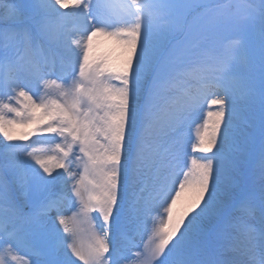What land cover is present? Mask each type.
<instances>
[{"label": "snow or ice", "instance_id": "1", "mask_svg": "<svg viewBox=\"0 0 264 264\" xmlns=\"http://www.w3.org/2000/svg\"><path fill=\"white\" fill-rule=\"evenodd\" d=\"M78 262L264 264V0L0 14V264Z\"/></svg>", "mask_w": 264, "mask_h": 264}, {"label": "rangeland", "instance_id": "2", "mask_svg": "<svg viewBox=\"0 0 264 264\" xmlns=\"http://www.w3.org/2000/svg\"><path fill=\"white\" fill-rule=\"evenodd\" d=\"M11 3H12V0H0V14H3L5 12H7L9 9H10V6H11ZM230 35V38L232 39H241L243 40L244 42V45L245 47H247L249 45V43L253 40V39H256V38H253V37H250V36H247V35H244L240 32H237V31H233L232 33L229 34ZM184 39V37L180 34V33H175L174 34V37H173V42L176 43V42H179V41H182ZM44 55L43 52L41 51H38L36 54H35V59L39 60L42 56ZM24 160H28V158L25 156V157H22ZM30 163V161H29ZM7 180L11 181L13 179V177L11 175L7 176L6 177ZM67 203L65 204V207H67ZM69 215H71V213L69 212ZM247 224L250 228L252 229H258L259 228V225L258 223L256 222V220H247ZM140 241H138L139 243ZM79 264V262H78Z\"/></svg>", "mask_w": 264, "mask_h": 264}, {"label": "bare ground", "instance_id": "3", "mask_svg": "<svg viewBox=\"0 0 264 264\" xmlns=\"http://www.w3.org/2000/svg\"><path fill=\"white\" fill-rule=\"evenodd\" d=\"M193 131H194V129H193ZM256 220V218L255 217H253V216H249L248 218H247V220ZM256 222L258 223V221L256 220ZM258 225H259V223H258ZM138 241H141V237H139V236H137L136 237V242L138 243ZM140 243V242H139Z\"/></svg>", "mask_w": 264, "mask_h": 264}]
</instances>
